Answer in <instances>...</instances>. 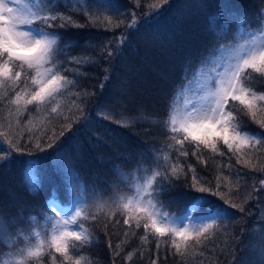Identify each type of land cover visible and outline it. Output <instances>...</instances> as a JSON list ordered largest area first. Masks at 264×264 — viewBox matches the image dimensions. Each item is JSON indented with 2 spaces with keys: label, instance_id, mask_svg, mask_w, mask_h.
<instances>
[{
  "label": "trees",
  "instance_id": "16d2710c",
  "mask_svg": "<svg viewBox=\"0 0 264 264\" xmlns=\"http://www.w3.org/2000/svg\"><path fill=\"white\" fill-rule=\"evenodd\" d=\"M47 3L82 25L47 29L59 36L53 64L62 65L57 71L74 83L39 106L11 103L17 92L28 98L35 90L31 69L15 68L21 71V82L15 88L11 83L0 87V156L12 145L20 149H12L10 163L0 160V218L13 235L17 229L23 232L10 245L0 242V262L13 259L12 253L24 249L27 239L35 244L37 238L29 231L34 229L44 244L39 260L28 264H75L76 260L81 264H264L249 231L258 205L255 194L264 176V127L256 122L264 120V102L257 101L255 118L238 101L229 104L236 118L233 125H239L232 130L250 137L247 144L231 141V151L220 140L216 152L186 142L188 155L182 156L176 150L179 146L168 147L174 141L165 123L178 93L217 46L234 40L241 27L252 29L261 22L264 0H83L92 21L73 6L78 0ZM157 10L161 14L153 18ZM134 19L135 26L128 27ZM122 38L126 39L120 43ZM72 57L90 60L77 63ZM245 87L264 94V78L253 73L252 83ZM98 113H107L108 119H98ZM88 120L91 123L85 127ZM48 144L53 147L47 148ZM36 157L38 186L33 188L24 172L26 161ZM173 165L179 176L172 177L173 187L157 197L164 210L179 214L193 195H204L231 214L230 219L219 221V228L210 231L207 239L202 236L197 242L193 235L185 243L177 238L183 254L177 253L171 237L152 235L151 227L144 239L143 224L148 221L141 219L136 227L134 218L117 210L119 195H133L137 182L156 171L170 173ZM194 177L198 187L216 190L219 184L224 198L237 207L209 193L190 194L187 186ZM246 178L253 182L251 186L245 184ZM158 182L159 178L153 184ZM79 187V209L89 218L77 219L90 242H76L67 253L72 257L69 261L51 243V201L72 206Z\"/></svg>",
  "mask_w": 264,
  "mask_h": 264
},
{
  "label": "snow or ice",
  "instance_id": "6c2138e0",
  "mask_svg": "<svg viewBox=\"0 0 264 264\" xmlns=\"http://www.w3.org/2000/svg\"><path fill=\"white\" fill-rule=\"evenodd\" d=\"M69 2L71 3L72 0H69ZM161 3H167V0H161ZM9 5H15V7ZM73 6H78L84 15L88 17L89 21H92L93 16L90 14V10L84 6L83 0H78V4H74ZM152 7L158 9L159 6L153 5ZM160 14L158 10L155 11L153 18ZM106 19L109 22L111 21L110 17ZM215 19L216 17L212 18L213 27ZM57 20L61 21L59 25L54 24ZM135 24L136 21L134 19L128 27H133ZM68 26L81 27L82 25L73 21L71 16H65L62 13L54 11V7L50 6L47 0H25L24 3H21V0H7V3H5V0H0V87L5 85V83H11L13 88H15L21 82V71H14L15 68L24 69L26 67L35 73L31 77L32 84L36 86L35 90L28 98L17 92L15 100L11 101V103L19 106L21 101H23L24 105L36 104L39 106L45 102L53 101L56 95L61 93L62 89L74 83L73 81H68L66 76L60 75L59 71H57V68L62 67V65L53 64L59 36L47 30L53 27L66 28ZM241 35H244L243 28L236 34L234 39ZM246 35L249 38L239 45L238 49H234L236 55L232 59L235 60V63L226 62L223 72H216L214 80L216 87L207 91L205 97L207 100L206 104L199 108L193 104L190 111H185L181 114H177L174 108L170 110L169 118L165 122L171 133L170 140L174 141V144L170 143L168 145L170 149L179 146L176 148L179 154L187 156L188 152L184 150L186 142L188 144H195L197 149L203 146L204 148L211 149L213 152L218 151V140L222 141L230 151L233 149L231 141H239L240 144H247L249 142L250 137L248 134L244 136H240L239 133L235 135L230 134V127H239V125H233V121L236 118L231 111L225 112V106L229 104L230 98L233 102L238 101L255 118L256 113L253 109L257 107V101L264 102V94L258 95L251 88L244 87L245 83H252L253 73H258L261 78H264V25L248 32ZM124 39L126 38H122L120 43H123ZM225 47H232V45H218L214 50V54ZM89 60L90 58L88 57H84L81 60L72 57V61L77 63H87ZM48 64H53V67H45ZM249 69L251 72L247 71ZM231 106L235 108V104ZM52 111L55 112L56 109L53 108ZM98 119H108V114L100 115L98 113ZM256 122L261 127H264V120ZM89 123H91L90 120L86 121L85 127ZM76 134H79V132ZM61 135H63V132ZM177 135H182L183 138L176 139ZM96 139L100 140L102 137L97 136ZM260 142L257 141V143ZM52 147L53 144L47 145L49 149ZM37 148L40 151H46V149H40L39 145H37ZM12 149L16 152L20 151L18 147L12 145L6 155L0 156V160L10 163ZM237 150L239 149L237 148ZM193 154L196 155L197 153L194 152ZM164 160L167 163L168 157L165 156ZM26 164L24 178L27 183L35 188L38 186L36 172L40 160L38 157L31 158L26 161ZM64 167L67 168L68 166L65 165ZM178 176V167L175 165L172 166L170 173L167 169L163 172H153V175L143 185L139 182L134 185L133 195L124 194L118 196L117 210L126 212L130 217L134 218L136 220V227L141 226V219L148 221L143 224L146 233L144 239L147 238L149 228L151 227L152 235L157 236L158 239L166 236L171 237V244L177 253L183 254L181 253V244L177 242V238L185 243L193 235L197 238V242H199V238L202 236L207 239L210 231L214 232L219 228V221L230 219L231 214L228 208L222 204L213 205L210 199L204 195H193L191 202L180 216L161 212L157 209V205L152 199H145L146 196L159 197L162 191L170 190L173 187L170 183L171 178ZM157 178H159V182L154 185L153 181ZM260 183L264 185V181ZM199 184L200 182L194 177L192 184L187 186L191 189L190 194L197 192L209 193L210 196L220 197L223 204H230L232 208L237 207L236 204H231L229 200L224 198L219 191V184L216 186V190L203 186L198 187ZM52 204L55 205V199H53ZM51 210L55 212L57 217L60 216L59 211L55 207H52ZM74 211V216L68 213L71 217L70 219L64 220L60 218L57 221L59 225L58 235H52L51 237V243L55 246V251L64 254L65 259L69 261L72 257L68 256L67 253L70 248L75 249L76 242H80L81 244L90 242L87 229H84L83 224L77 219L82 215L85 220L89 217L78 208ZM241 211H243L242 208ZM138 214H143V216ZM91 218L95 219L96 217L93 216ZM186 220L189 221V225L193 227L194 232H190L189 225L184 224ZM124 223L128 224L129 220L125 219ZM173 223L180 225V227L172 226ZM70 225H76L82 231L67 230ZM29 231H31L32 237L37 238L36 243L33 244L31 238L27 239L24 249H17L12 253L13 264H28L29 260L33 259L38 261L42 255L44 240L39 239L41 233L34 229H29ZM22 237L23 232L19 229H17L15 235L9 232V225L4 219L0 218V242L10 245ZM260 256L262 261H264V247L260 250ZM0 264H6V262H0ZM75 264H81V260H76Z\"/></svg>",
  "mask_w": 264,
  "mask_h": 264
},
{
  "label": "rangeland",
  "instance_id": "374dc122",
  "mask_svg": "<svg viewBox=\"0 0 264 264\" xmlns=\"http://www.w3.org/2000/svg\"><path fill=\"white\" fill-rule=\"evenodd\" d=\"M25 0H21V3H24ZM5 3H7V0H5ZM11 7H15V5H9ZM261 25H264V16L261 19V22L252 29H246L244 27V35L239 36L238 38L223 44V45H229L231 44L232 47H225L223 50L214 52L211 54V57L209 61L204 64L200 70L188 81V83L185 85V87L178 93V96L174 102L173 108L177 112V114L184 113L185 111H190L193 104L196 105V107H200L207 103V100L205 99L207 95V91L209 89H214L216 87V84L214 83L216 72H223L224 66L227 63H235V60L232 59L236 55V51L234 49H238V46L243 44L246 39L249 37L246 35L248 32L256 30L261 27ZM241 28L238 30V33L240 32ZM219 65V67H217ZM45 67L51 68L53 67V64L45 65ZM245 87V84H244ZM199 102V103H197ZM231 102V101H230ZM229 111V106H225V112ZM230 134L235 135L236 133L232 130V127H230ZM182 139V135H178ZM244 136V135H242ZM37 176V172H36ZM150 178V177H148ZM146 178L141 185L145 183V181L148 179ZM261 181H264V176L261 177ZM154 183V181H153ZM253 183V182H252ZM249 180L245 181V184L250 185L252 184ZM261 185V183H260ZM151 191V189H149ZM82 188L79 187V191H74L76 202L72 206H64L61 203H59L57 200H55V205L52 204V207H55L57 211H59L60 216L57 217L55 215V212L51 216V237L52 235H58V227L57 221L60 220V218H63L64 220H68L71 217L68 215V213H71V216L75 215V209H77L82 202ZM152 199L153 202L157 205V209L161 212H168L164 210L161 206V204L158 202L157 197H148L146 196L145 199ZM53 201V200H52ZM255 202L258 203L257 207L252 211V218H253V224L250 227L249 231L251 236L257 240L258 244H256L255 248L258 247V249L261 250L262 247H264V185H261L258 187L256 194H255ZM169 213V212H168ZM183 212L179 214H174L175 216H180ZM172 214V213H169ZM143 215V214H142ZM185 225H189V221H184ZM172 226L180 227V225H176L175 223L172 224ZM69 231H82L79 227L76 225H70L68 227ZM189 231L194 232V229L191 225H189ZM259 250V251H260ZM2 262H6V264H13V259H6Z\"/></svg>",
  "mask_w": 264,
  "mask_h": 264
}]
</instances>
